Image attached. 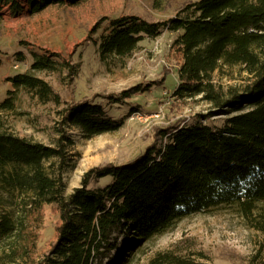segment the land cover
<instances>
[{"label":"trees","instance_id":"1","mask_svg":"<svg viewBox=\"0 0 264 264\" xmlns=\"http://www.w3.org/2000/svg\"><path fill=\"white\" fill-rule=\"evenodd\" d=\"M26 1L31 13L65 3ZM9 3L19 8L16 0H0V15ZM106 19L107 28L94 41L100 57L129 56L145 37L169 30L175 34L169 56L178 67L172 96L201 95L217 107L214 111L227 116L219 125L201 115L157 128L138 155L89 168L69 194L62 170L72 141L63 128L55 129L53 144H44L4 129L0 122V245L20 252L26 264H127L146 242L184 217L220 206H234L250 227L264 233V0H195L166 21L103 18L91 35ZM223 65H242L251 75L249 82L224 96L213 81ZM64 68L71 71L58 54L33 53L31 70ZM7 80L14 89L0 101V114L14 109L13 94L19 87L33 90L42 101L60 102L39 77L18 73ZM141 89L135 86L106 101L119 103ZM60 115L62 125L88 136L121 125V119L95 100L70 103ZM102 178L108 181L92 185ZM44 205L53 206L58 222L48 250L35 260L29 255ZM171 264L186 263L174 259Z\"/></svg>","mask_w":264,"mask_h":264},{"label":"rangeland","instance_id":"2","mask_svg":"<svg viewBox=\"0 0 264 264\" xmlns=\"http://www.w3.org/2000/svg\"><path fill=\"white\" fill-rule=\"evenodd\" d=\"M16 1L17 10L12 3L1 7L0 101L14 89L7 78L27 73L47 82L60 102L42 101L33 90L19 87L13 94L14 109L2 112L0 122L4 129L44 144H53L55 129L63 128L72 141L62 170L66 194L80 185L89 168L124 163L138 155L153 141L157 128L182 125L201 115H209L205 121L219 125L227 116L214 111L217 107L201 95L172 96L178 84V67L169 56L173 32L163 30L155 37H145L123 58L100 57L97 52L94 41L107 28V19L91 35L103 18L166 21L195 0H89L76 6L65 0L38 13L30 12L26 0ZM34 52L58 54L71 71L31 70ZM250 76L242 65H223L213 73V81L225 96L230 89L240 90ZM135 86L142 89L119 103H107L108 96H119ZM83 100L101 103L110 116L121 119V125L93 136L62 125L60 110ZM107 181L102 178L92 185ZM57 222L53 206L44 205L30 258L38 260L48 250ZM22 256L0 245V264H26ZM174 259L186 264H264V233L250 227L234 206H220L184 217L170 231L146 242L127 264H171Z\"/></svg>","mask_w":264,"mask_h":264}]
</instances>
